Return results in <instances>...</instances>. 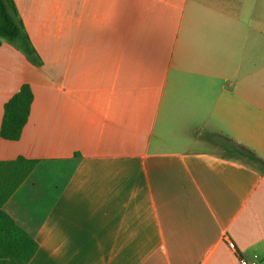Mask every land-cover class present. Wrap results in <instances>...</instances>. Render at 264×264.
Returning a JSON list of instances; mask_svg holds the SVG:
<instances>
[{
    "label": "crops",
    "instance_id": "obj_1",
    "mask_svg": "<svg viewBox=\"0 0 264 264\" xmlns=\"http://www.w3.org/2000/svg\"><path fill=\"white\" fill-rule=\"evenodd\" d=\"M13 1L40 59L0 44V122L33 95L0 137L37 160L3 204L27 264H264V172L221 141L264 161V0Z\"/></svg>",
    "mask_w": 264,
    "mask_h": 264
},
{
    "label": "trees",
    "instance_id": "obj_2",
    "mask_svg": "<svg viewBox=\"0 0 264 264\" xmlns=\"http://www.w3.org/2000/svg\"><path fill=\"white\" fill-rule=\"evenodd\" d=\"M7 42L19 49L30 62L39 65L40 59L25 30L13 0H0V44ZM32 91L27 83L11 95L3 105L0 137L17 140L27 121ZM224 149L237 156H244L264 172V161L249 149L221 138ZM37 164L36 159L17 156L0 160V264H27L37 250V243L4 211V202L27 178Z\"/></svg>",
    "mask_w": 264,
    "mask_h": 264
},
{
    "label": "built area",
    "instance_id": "obj_3",
    "mask_svg": "<svg viewBox=\"0 0 264 264\" xmlns=\"http://www.w3.org/2000/svg\"><path fill=\"white\" fill-rule=\"evenodd\" d=\"M227 246L230 249H234L233 242L230 240H227ZM238 264H257L256 256H254L253 259H251V260H247V259L240 257L238 259Z\"/></svg>",
    "mask_w": 264,
    "mask_h": 264
},
{
    "label": "rangeland",
    "instance_id": "obj_4",
    "mask_svg": "<svg viewBox=\"0 0 264 264\" xmlns=\"http://www.w3.org/2000/svg\"><path fill=\"white\" fill-rule=\"evenodd\" d=\"M219 150H220V147H219ZM239 158H241L242 160H246L247 162H249V163H251V164L255 165V163H253V162L249 161V160H248V159H246L244 156H239Z\"/></svg>",
    "mask_w": 264,
    "mask_h": 264
}]
</instances>
